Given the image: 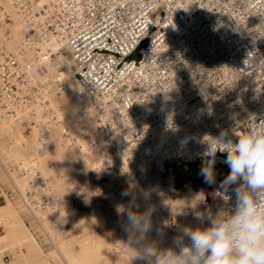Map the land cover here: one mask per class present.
Returning a JSON list of instances; mask_svg holds the SVG:
<instances>
[{"label": "built area", "instance_id": "1", "mask_svg": "<svg viewBox=\"0 0 264 264\" xmlns=\"http://www.w3.org/2000/svg\"><path fill=\"white\" fill-rule=\"evenodd\" d=\"M10 8L25 27L16 47ZM72 81L85 97L77 114L95 115L84 139L101 161L87 175V200L121 212L122 192L169 182V162H201L207 137L235 138L264 118V0H0V108H22L21 124L40 139L57 126L74 143L43 95ZM233 203L231 191L214 199L224 217Z\"/></svg>", "mask_w": 264, "mask_h": 264}, {"label": "rangeland", "instance_id": "2", "mask_svg": "<svg viewBox=\"0 0 264 264\" xmlns=\"http://www.w3.org/2000/svg\"><path fill=\"white\" fill-rule=\"evenodd\" d=\"M137 57L138 55L134 53L129 59H137ZM49 105L53 108L56 106L54 102H50ZM0 109L2 110H0V120L8 117L10 118V123L5 128H0V159L2 157L5 159L11 157L13 154L11 153L13 147L15 150L12 152L16 153L17 151L21 154L23 153L22 158L25 163L23 164L21 172H24L25 174L29 173L27 188L29 191H33V198L39 199L43 205L47 206L46 212H48V217L51 218L50 228L54 233V237L56 238L60 234L64 236V241L61 246L62 249L60 251L61 253L75 252L81 248L90 247L93 250L92 259L95 264H141L140 261L133 259V252L138 251L145 246H151L156 251L157 255L161 254L165 244L161 237L156 236L155 231L151 234L149 240L145 242L139 240L133 235H129L121 227L126 219L125 213L137 210L143 212L145 210L143 201L137 199V196H133L132 199H127L124 202L118 200L120 207L117 208L122 207L121 212H125L119 216L120 211L118 212V209L114 210V214H112L113 212L106 211L99 204L87 200V194L85 191L87 176L86 179H82L71 173L69 175V182L66 185L68 189L65 186L68 195H62L59 191H46L40 184L30 185L34 182L37 183L40 181L38 176L42 167L44 169H54L57 167L50 152L56 147V142L62 141L60 137L58 138L59 129L57 126L53 127L52 133L47 139L46 146L40 147L42 138L40 139L38 133L29 126L21 124L22 121L27 119L24 117V110H22L19 116H15L14 113L7 114L5 110L2 108ZM5 148L8 152L10 150V152L8 153ZM36 148H39L46 154L40 164H35L33 160V150ZM15 163L16 162L12 165L13 167H15ZM63 163L69 165L71 161L69 158H65ZM11 164L12 163H10V165ZM200 166L201 162L190 163L187 164L186 167L182 164L169 162L167 167H165L164 177L167 179L171 178L170 188L164 193L159 190L151 191L145 189V191L149 190L152 196L162 198L160 201V203H162L164 198L167 197L168 200L176 201L180 196V192L183 193L192 189L194 192H200L202 195L200 200H196L200 205L198 206L197 212L207 213V210H213L219 213L214 205V199L218 196V192L223 190L218 185L223 181L229 172V169L226 165L222 168H215V171L217 170V184L210 186L204 183L202 177L199 175ZM31 173H34L35 175ZM6 177L9 180V177ZM6 177L0 169V197L2 195V200H8V202L15 208L17 218L21 219L22 223L28 228L37 243L35 248H25L23 245L18 246L21 256L13 264H60L59 257L61 255L59 251L57 252V249H55L56 241L54 242L53 238L51 239L45 234L40 223H38V219H36V217H34V215L22 204L21 197L13 188L10 180L7 181ZM163 183L167 185L165 181ZM12 188L17 194L11 191ZM7 190H9L8 193H6ZM143 192L144 190H141L139 194ZM2 203H4V201H2ZM111 203L115 206V202ZM133 205H138L139 208L137 209L133 207ZM158 207L160 208L161 206L159 205ZM93 209L98 211L99 217H96V215L89 212V210ZM78 214L85 219V223H82L80 226H74ZM151 219L154 226L162 231L164 223L156 209L153 212ZM165 222L168 226L169 232L172 235H177V221L175 218L171 214H166ZM4 254L6 255L3 257V260L5 262L10 261V255H7L6 251H4Z\"/></svg>", "mask_w": 264, "mask_h": 264}, {"label": "clouds", "instance_id": "3", "mask_svg": "<svg viewBox=\"0 0 264 264\" xmlns=\"http://www.w3.org/2000/svg\"><path fill=\"white\" fill-rule=\"evenodd\" d=\"M246 124L247 132L235 138L225 130L207 137L197 153L204 183L217 184V162L229 169L218 186L234 195L231 214L196 212L193 219L206 227L180 226L163 255L145 246L133 252L134 260L141 264H264V118L253 117ZM121 195L132 199L134 194ZM136 198L143 201L145 210L128 211L122 229L145 242L154 231L163 237L151 219L155 209L150 206V194L145 191Z\"/></svg>", "mask_w": 264, "mask_h": 264}, {"label": "bare ground", "instance_id": "4", "mask_svg": "<svg viewBox=\"0 0 264 264\" xmlns=\"http://www.w3.org/2000/svg\"><path fill=\"white\" fill-rule=\"evenodd\" d=\"M10 10L12 15V21L10 22V24L7 25V31L10 36V46L16 47V45L23 38L25 27L23 25L20 14L15 12L11 8ZM47 45L51 49L57 48L56 43L53 41H50ZM53 71V68L48 69V72L43 75H39L37 80L42 83L47 82L50 76L52 75ZM81 92L82 91L80 85L72 81L69 83V89L67 91H61L58 95L52 93L43 94L46 98V101H49V103L54 102V104H56L54 108L58 111L59 115L63 117L69 135L71 137L76 138V140L74 141V143H68L67 140L56 142L55 145H57L53 148V152H50V155L55 161L57 167L54 169H44L42 167L39 171L40 174L38 176L40 181L37 183L34 182L30 185L40 184L43 186L42 188H44V190L46 191H59L62 195H68V191L66 192V185L69 182V175L71 173L75 174V176H78L82 179H86L87 173H89V171L98 170L100 168V157L90 148L88 142L84 139L86 131H89L91 129L93 123L92 117H95V115H91L88 113H86V115L77 114L80 106L85 103V97L81 95ZM22 110V108L15 110L14 115L19 116ZM79 116H83V119L87 120L85 128H81L79 126ZM9 123V117L0 120V128H5ZM47 139L45 140L42 138L40 147L46 146ZM12 149V151L15 150L14 147ZM35 150H33L35 152V154L33 152L34 163L40 164L46 154L39 148L36 151ZM6 151L8 152L7 149ZM12 151L11 153L14 154H12L13 156L11 155V157L7 159L2 157L0 161L6 168L7 176L9 177L13 188L18 192L19 196L21 197L20 199L22 201V204L27 208V210H29L34 215V217H36V219H38V223H40V226L43 228L45 234L51 239L53 238L54 242L56 241L55 249H57V252L59 251L61 255L59 257L60 264H95L92 259L93 250L90 247L81 248L78 251L76 250L75 252H60L62 249L61 246L62 242L64 241V236L60 234L58 235V237H54V233L50 228L51 218L48 217V212H46L47 206L43 205L39 199L33 198V191L31 192L27 188L29 173L25 174L24 172H21L23 164L25 163L22 158L23 153L21 154L17 151L16 153H14ZM65 158L70 159L71 163L69 165L63 163ZM14 162H16L15 167L12 166L14 165ZM10 163L12 164L10 165ZM34 173L31 174L35 175ZM168 181L169 182H166L167 185L164 183H160L154 187L146 189H149L151 191L159 190L163 191L164 193L171 186V178H168ZM142 190H144L145 192V189ZM149 190H147V192L150 194V206L156 209L157 213H159V216L162 219V222L164 223L162 229L164 236L161 237V239L165 244V247L162 249V255L166 252L171 242V237L174 236L169 232L168 226L165 222L166 214H171L175 218V220L177 221V229L180 226L190 228L207 226L199 224L196 220L193 219L192 215L198 211V206H200L199 203L196 202L197 199L200 200L202 197L200 192H194L192 189L183 193L180 192L178 200L171 201L168 200L167 197L164 198L162 203H160L162 198L152 196ZM140 192L141 190L135 192L133 196H138ZM3 201L4 203L0 202V264H13L21 256V253L18 250V246L23 245L25 248H35L37 246V243L35 238L32 236L31 232L22 223L21 219L17 218L15 214V208L8 202V200ZM157 205H160L161 207L159 208ZM89 212L96 215V217H99V213L97 210L93 209L89 210ZM208 212H211L214 215L217 214V212L213 210H207V213ZM84 221L85 219H83L81 215L78 214L74 226H80L82 225V223H85ZM3 249H6V252L10 255V261L8 262H5L3 260Z\"/></svg>", "mask_w": 264, "mask_h": 264}, {"label": "crops", "instance_id": "5", "mask_svg": "<svg viewBox=\"0 0 264 264\" xmlns=\"http://www.w3.org/2000/svg\"><path fill=\"white\" fill-rule=\"evenodd\" d=\"M3 200L1 199V197H0V202H2ZM0 229H1V227H0ZM24 249V248H23ZM4 251H6V249H3V252ZM6 254H4V256H5ZM7 255H9L8 253H7Z\"/></svg>", "mask_w": 264, "mask_h": 264}]
</instances>
